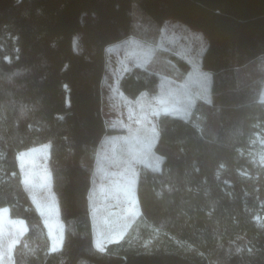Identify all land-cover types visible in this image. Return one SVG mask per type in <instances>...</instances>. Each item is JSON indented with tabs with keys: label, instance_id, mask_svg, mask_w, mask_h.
<instances>
[{
	"label": "trees",
	"instance_id": "16d2710c",
	"mask_svg": "<svg viewBox=\"0 0 264 264\" xmlns=\"http://www.w3.org/2000/svg\"><path fill=\"white\" fill-rule=\"evenodd\" d=\"M167 18L206 34L198 65L210 72L207 97L193 100L189 116L159 115L162 165L139 172L140 214L98 248L96 152L119 130L102 113L105 50L130 36L157 44ZM161 49L171 65L191 66ZM263 83L264 0H0V208L26 224L13 264H264V163L254 152L257 134L264 137ZM118 85L129 99L153 96L161 74L135 65ZM46 141L64 226L53 250L18 157Z\"/></svg>",
	"mask_w": 264,
	"mask_h": 264
},
{
	"label": "rangeland",
	"instance_id": "374dc122",
	"mask_svg": "<svg viewBox=\"0 0 264 264\" xmlns=\"http://www.w3.org/2000/svg\"><path fill=\"white\" fill-rule=\"evenodd\" d=\"M80 37L81 33H77L74 38L77 50H82ZM206 43L207 36L202 29L180 19L167 18L157 44L130 36L107 46L102 113L106 124L119 130L106 133L96 152L98 162L90 208L94 243L98 248L122 237L140 214L136 191L139 172L144 166L162 165V155L154 151L159 115L180 112L189 116L193 100L192 107L197 97H207L210 72L198 65ZM161 47L176 50L187 57L191 66L185 69L179 61L171 65L162 52L157 51L162 50ZM135 65L154 67L161 74L162 86L157 94L142 95L137 99H129L123 94L119 79L125 70ZM261 97L264 99V83ZM256 140L254 152L264 163V137L261 133L257 134ZM49 152L50 143L46 141L21 150L18 157L31 198L45 216L53 250L62 244L64 226L51 186ZM257 219L263 224L264 213H258ZM25 230L23 218L12 217L9 206L0 208V264H13L10 257L13 245Z\"/></svg>",
	"mask_w": 264,
	"mask_h": 264
}]
</instances>
